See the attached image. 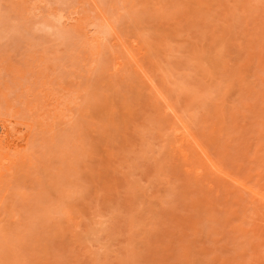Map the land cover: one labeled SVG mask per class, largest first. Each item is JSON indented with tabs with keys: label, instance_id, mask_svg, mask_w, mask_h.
Segmentation results:
<instances>
[{
	"label": "rangeland",
	"instance_id": "rangeland-1",
	"mask_svg": "<svg viewBox=\"0 0 264 264\" xmlns=\"http://www.w3.org/2000/svg\"><path fill=\"white\" fill-rule=\"evenodd\" d=\"M0 120V264H264V0H0Z\"/></svg>",
	"mask_w": 264,
	"mask_h": 264
},
{
	"label": "bare ground",
	"instance_id": "bare-ground-1",
	"mask_svg": "<svg viewBox=\"0 0 264 264\" xmlns=\"http://www.w3.org/2000/svg\"><path fill=\"white\" fill-rule=\"evenodd\" d=\"M199 3V2H198ZM78 21V20H77ZM107 22V21H106ZM76 23V22H75ZM77 24V23H76ZM79 24V26H77L76 27V29H80V27H82V26H80V25H82L81 23H78ZM108 24V23H107ZM111 26V25H110ZM109 26V27H110ZM113 27H111V29H112ZM78 29V30H79ZM82 30V28L80 29V31ZM113 31V30H112ZM136 40V39H135ZM122 42H124V41H122ZM127 44V43H126ZM133 44V43H132ZM123 45V44H122ZM137 45V44H136ZM138 46V45H137ZM125 47V45H123V48ZM132 47V46H131ZM126 48V47H125ZM130 50V49H129ZM128 51V50H127ZM132 52V51H131ZM130 51H129V54L131 53ZM138 52V51H137ZM132 54V53H131ZM130 57V56H129ZM131 59H132V61H134L135 63V65L137 66V68H138V70H140L141 72H143L144 73V69L142 68V66L141 65H139L140 64V62H138L139 61V59L137 60L134 56L133 57H131ZM116 64V67H119L120 65H121V63L120 62H117V63H115ZM115 67V68H116ZM142 73V74H143ZM145 75V74H144ZM143 75V76H144ZM147 77V76H146ZM147 80L149 81V83H150V85L153 87V88H155L156 89V85L154 84L155 82L153 81L152 82V79H150L149 77L147 78ZM154 89V90H155ZM162 90V89H161ZM156 91H158V89L156 90ZM159 92H161V91H158V92H156L157 94H158V96L160 97V99H161V101H163L165 104H167L168 102L166 101V99L164 98V96L165 95H161ZM168 105V104H167ZM170 105V104H169ZM167 106V112H170L171 114H173V116L175 117V119L177 120V122L182 126L181 128H177L176 130H175V136H176V138H177V141H176V145H177V147H176V149H177V151L179 152V154L182 156V157H186V153L181 149V147H182V145H183V143H187L190 147H192L193 148V150L195 149L197 152H198V154L202 157V159H203V161L204 160H206L209 164H210V166H211V168L213 169L212 171H214L215 173H217L218 174V176L219 175H221V176H223V177H225V178H227V179H230V180H233L234 181V183L235 182H237L238 184L237 185H240L241 187H243V188H245L246 190L247 189H249V187H247L246 186V184L245 183H242V182H239V181H237V180H234L233 178L234 177H231L232 176V174L230 175L229 173H226V171L223 169V168H221L220 166H218L217 165V163L213 160V158L211 157V154H210V152H208V150H207V148H205L203 145H202V143L200 142V141H198V139L194 136L195 134H193L192 132H191V130H189L187 127H186V125L184 126L182 123H184V122H181L180 121V118H178V115H176V112L173 110V108L172 107H170V106ZM182 120V119H181ZM182 121H184V120H182ZM7 122H8V120L7 121H5V120H0V143H2V142H6V141H8L10 138H11V135H12V131L8 128V126L11 124V122H8L9 124H7ZM178 124V125H179ZM25 125V124H24ZM188 125V124H187ZM27 126V125H26ZM30 128V131L28 130V132L26 133V134H24V135H22V136H20L18 139H20L19 141V145L17 146V152L19 153V154H21V161L23 162V161H25V159L29 156V151H30V142H31V126H29ZM28 129V128H27ZM14 130V129H13ZM33 130V129H32ZM18 131V130H17ZM20 131V130H19ZM193 131V130H192ZM23 133V132H22ZM32 133H33V131H32ZM17 139V140H18ZM213 156V155H212ZM218 163H219V161H217ZM211 171V172H212ZM228 171V170H227ZM202 172L199 170V172H197L196 174H197V176H203V174H201ZM216 174V175H217ZM201 178V177H200ZM219 178V177H218ZM222 178V177H221ZM220 179V178H219ZM237 179V178H236ZM226 182V181H225ZM255 197L257 198V201H258V203H259V205H260V207L262 208V209H264V189H262V190H260V191H256L255 192Z\"/></svg>",
	"mask_w": 264,
	"mask_h": 264
}]
</instances>
